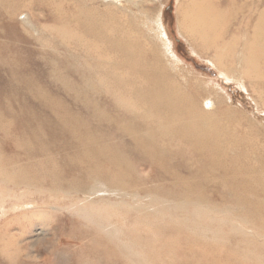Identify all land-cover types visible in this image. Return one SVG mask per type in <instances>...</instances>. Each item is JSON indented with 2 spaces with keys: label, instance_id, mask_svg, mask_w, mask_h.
I'll use <instances>...</instances> for the list:
<instances>
[{
  "label": "rangeland",
  "instance_id": "obj_1",
  "mask_svg": "<svg viewBox=\"0 0 264 264\" xmlns=\"http://www.w3.org/2000/svg\"><path fill=\"white\" fill-rule=\"evenodd\" d=\"M186 1L117 3L146 31L135 32L141 48L150 50L149 39H155L161 63L186 93L199 97L223 129V140L230 139L225 159L201 176H191L181 164L174 166L178 175L162 173L138 158L126 159L118 170L111 161L67 159L70 149L64 146L36 155L24 145L23 130L33 126L64 123L76 130L93 109L71 83L79 82L83 70L111 73L106 62L125 57L113 60V52L98 54L90 42L81 43L62 17L76 11L77 0H0V157H7L0 166L35 167L40 176L0 179V264H264V86L247 64L227 60L219 38L181 34L179 6ZM99 11L104 13L103 4ZM143 55L153 59L149 52ZM23 66L49 82L48 106L42 98L9 91L13 67ZM106 88L90 94L111 115L117 93ZM186 165L197 170L209 163L189 159Z\"/></svg>",
  "mask_w": 264,
  "mask_h": 264
},
{
  "label": "bare ground",
  "instance_id": "obj_2",
  "mask_svg": "<svg viewBox=\"0 0 264 264\" xmlns=\"http://www.w3.org/2000/svg\"><path fill=\"white\" fill-rule=\"evenodd\" d=\"M117 1L120 0H112L108 3L103 0H77L74 7H77L76 11L69 16H62L64 21L68 20L72 28L79 32L82 39V42H79L84 41L85 44L90 42L92 44L90 46L96 49L98 54H112L113 52V60L117 55L121 58L125 57L121 62H106L113 69L111 73L110 70L98 73L83 70L84 72L80 71L78 75L79 82L71 83L76 92L80 94V98L90 105L89 109H93L90 115L81 120L76 130L73 126L66 127L64 123L54 128L46 124L24 129L23 136L26 141L22 143L32 147L36 155L50 152L57 146H64L68 148V151L70 149V154L65 155L67 159L83 156L89 159L95 158L96 162L101 163L111 161L118 170L121 169V163L125 164L126 159L138 158L140 162L155 165L157 170L173 175L179 174L174 169L175 164L187 166V171L191 173V176L208 174L209 170L213 171L214 167L220 163V157L225 159L226 141L229 142L230 139L227 137L223 140L225 138L223 129L201 107L197 100L199 97L186 93L184 84L179 81L171 68L161 63L155 39L153 41L149 39L150 50L144 51L141 48L138 38L134 37L135 32L145 36L146 31L139 27L137 18L129 13L127 8L124 10L122 6H119ZM222 1L221 4L217 0H187L183 5L180 4L179 30L182 35L187 34L195 40L207 35L219 38L221 42L219 45H223L228 50L227 60H239L241 66L247 64L249 71H252L250 75L261 79L260 87L263 88L264 69L261 67L264 66V0ZM100 3L105 7L104 13L99 11ZM117 6L120 8V14L114 9ZM213 40L215 39L212 38ZM146 52L152 54L151 61L144 59L143 53ZM121 65L123 71L118 73ZM11 75L8 86L12 94L42 98L45 105H49L48 102L52 95L49 82L34 77L35 74L30 73L27 66L13 67ZM105 86L108 91L112 90L117 93L115 110L111 115H108L101 103L90 94L91 89L101 93ZM108 131L112 133L111 137L114 139L107 134ZM117 137L123 140L118 142ZM68 155H71V158ZM28 156L30 158V155ZM4 158L7 157H0L1 160ZM189 159L206 160L209 165H206V168L192 170L191 165H186ZM13 165L6 163L4 166L9 168L7 169L1 168V164L0 179L4 183L25 182L38 176L35 167L33 169L22 167L23 165L18 166L15 163ZM243 220L245 223L250 222L248 217Z\"/></svg>",
  "mask_w": 264,
  "mask_h": 264
}]
</instances>
